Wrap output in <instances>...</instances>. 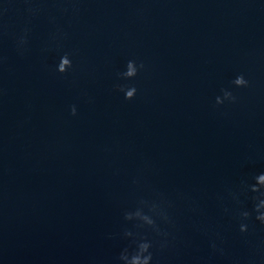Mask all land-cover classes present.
Masks as SVG:
<instances>
[{
	"label": "water",
	"instance_id": "95a60500",
	"mask_svg": "<svg viewBox=\"0 0 264 264\" xmlns=\"http://www.w3.org/2000/svg\"><path fill=\"white\" fill-rule=\"evenodd\" d=\"M4 9L0 264H120L125 231L153 241V264H264V228L253 214L241 235L236 218L264 173V0H0ZM65 53L73 67L61 75ZM130 60L137 76L118 78ZM241 74L246 88L232 83ZM224 90L235 103L216 105ZM138 209L169 234L165 250L164 236L124 219Z\"/></svg>",
	"mask_w": 264,
	"mask_h": 264
},
{
	"label": "clouds",
	"instance_id": "9594fccd",
	"mask_svg": "<svg viewBox=\"0 0 264 264\" xmlns=\"http://www.w3.org/2000/svg\"><path fill=\"white\" fill-rule=\"evenodd\" d=\"M7 10L4 9L0 11V15H3ZM29 13L32 14L33 10L28 9ZM66 11V9H64ZM27 29H25V36L27 35ZM18 46L24 45L27 43V40L24 37H21L18 40ZM73 67L72 62L69 58V54L65 53L59 61L57 66V72L61 75H64L68 72L69 69ZM144 65L141 63L139 65V69H143ZM138 74V67L135 61H128L126 65V71L118 74V78L120 79H133ZM232 83L237 88H246L249 86V82L244 78V76L238 75ZM116 90L124 93V98L127 101H131L135 98L137 89L134 86L126 87L122 85H116ZM225 101H229L230 103H235L236 97L229 91H223V99L221 97L216 98V105H222ZM71 115L75 116L77 114L76 106L73 105L70 109ZM253 183L245 185L247 191L253 193L254 195L251 197L253 202V207L251 211L248 210H240L236 213V218L238 220L239 232L241 235H247L249 232V224L248 221L252 220L253 214L254 219L259 225L264 228V173H260L253 177ZM232 199L239 205L240 199L236 193H230ZM224 212L226 214H231L229 208L225 207ZM164 224L173 225V222L166 211L158 210L155 205H153L150 209ZM124 219L127 221H139L138 227L140 228H148L154 231L159 236H164L165 241L159 242L160 250H165L169 244L167 242L168 233L162 231L159 225L157 224L156 219L152 216L145 214L141 210H137L134 213L126 212L124 214ZM124 238L130 239L132 243L125 247L118 256V261L120 264H153V252L152 248L154 246L153 241H150L146 236H134L131 231L124 232ZM213 252L218 251L217 245L215 242L210 244ZM222 253V249H220Z\"/></svg>",
	"mask_w": 264,
	"mask_h": 264
}]
</instances>
